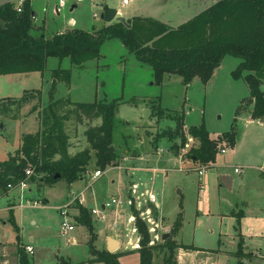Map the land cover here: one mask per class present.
<instances>
[{
  "label": "rangeland",
  "instance_id": "374dc122",
  "mask_svg": "<svg viewBox=\"0 0 264 264\" xmlns=\"http://www.w3.org/2000/svg\"><path fill=\"white\" fill-rule=\"evenodd\" d=\"M158 2L131 0L129 4L122 5L121 0H95L94 3L84 0L72 10L66 7L57 15H53L50 4L45 6L42 0H38L34 4L36 21L33 24L36 27L41 26L42 33L47 36L59 29L71 27L67 20L72 18L75 21L72 28L90 31L109 24L99 17L101 11L99 4H107L116 8L123 16H128L153 12L155 5H161ZM93 13L96 17L92 16ZM238 63V58L226 55L205 83L194 78L189 84L184 85L182 78L174 74H165L157 83L148 64L138 61L119 39L111 38L101 45L99 58L82 65L71 64L67 57L61 59L47 57L42 73L34 71L20 77L0 75V97L20 96L25 90H38L39 107L42 106V102L47 101L50 72L55 68L70 70L69 84L61 81L55 83L57 97H68L74 102L137 98L135 104L128 102L118 104L114 115L111 145L116 159L113 165L107 166L104 170L100 169L102 175L99 178L96 180L90 178V173L97 169L94 157L88 170L83 173L84 178L72 182L71 190L60 182L54 188H37L36 185L42 183L39 179L41 174L33 171V179L28 184L26 197L30 203L35 201L38 205H23L21 210H14L20 238L16 241L15 235L13 236L15 230L11 225L10 230L13 232L9 243H5L9 245L6 247L11 249L8 254L0 255V259L5 260L4 264H15L16 245L22 247L26 243H30L33 248L30 254L32 259L30 257L29 259H37V264H52L60 257H65L74 264H104L88 261L90 232L86 226L75 224L77 207L69 205L71 201H68L83 193L84 204L101 209V204L111 195L118 192L124 194L128 177L126 173H120L112 167L119 165L123 151L130 156L129 153L133 150L143 158L141 163L144 165L156 166L167 171L162 181V189L165 191V203L173 207L171 219L173 212L176 211L178 196L180 193L183 195L185 210L183 234L177 236V232L173 238L177 241L181 239L191 241L203 252L200 259L206 257L213 260L214 264H235L237 258L233 252H229V255L226 250H236L240 239L243 247H263L264 121L260 123L245 117L251 108V104L246 100L249 94L248 86L243 78H234L231 75ZM261 89L264 90V84ZM7 98H0V109L2 104H7ZM156 99L164 112L163 118L158 122L151 116L150 109V100ZM35 101L33 99L22 105L14 118L0 114V160L5 159L7 154L18 146L22 133L35 131L36 113L30 110ZM176 115H183L184 131L190 125L203 122L209 137L213 138L233 126L237 134L236 142L232 148L227 146L229 149L225 153H217L214 166H203L206 171L199 175L197 170L202 165H195L199 166L195 169L192 161L185 157V153L191 147L198 145L195 139L187 134V142L177 153L172 150L171 145L173 143L179 145V138L173 141L160 138L156 143L153 142L158 132L175 126L173 117ZM99 122L95 120L91 124ZM85 129L86 126L74 120L66 122L65 130L69 135L70 153L73 154L88 146L84 136ZM172 152L185 159L176 157ZM126 165H131V162ZM234 167L241 168L242 171L236 173L233 171ZM199 183L204 185L200 196ZM2 195L8 196L9 193L0 194ZM42 198L48 200L47 204L43 203ZM154 201H148L147 208L149 216L152 211L150 221L161 220L160 228H156V232L159 233L158 239L152 236V240L159 242L162 240L161 235L169 234L176 218L170 221V217L164 216L162 208L154 204ZM238 209H247L239 220L236 213ZM88 210L90 212V209ZM61 212H66L67 221L74 225V229L66 234L59 232ZM111 212L108 210L102 223L93 227L95 238L92 245L100 251L104 246L106 234L113 235L110 230L113 226ZM90 215L92 220L93 215L91 213ZM150 221L144 220L147 228L153 226ZM135 231L134 236H137L139 242L136 228ZM151 233L149 232L150 236ZM213 251H216V254ZM155 253L153 264H163V254ZM71 262L69 263L72 264ZM118 263L139 264V254L137 251L123 253L119 256ZM55 264L60 262L56 261Z\"/></svg>",
  "mask_w": 264,
  "mask_h": 264
},
{
  "label": "trees",
  "instance_id": "16d2710c",
  "mask_svg": "<svg viewBox=\"0 0 264 264\" xmlns=\"http://www.w3.org/2000/svg\"><path fill=\"white\" fill-rule=\"evenodd\" d=\"M31 8L24 4L21 12L16 13L10 5L0 6V75L12 73H42L47 57L69 58L73 65L100 57L101 45L111 38H117L132 52L136 59L148 64L155 81L159 83L165 74L182 78L184 85L194 78L207 82L213 70L220 65L226 55L239 59L231 72L234 78H243L248 86L246 100L251 104L249 115L252 119L264 121V0H214L205 10L199 12L175 28L151 18L133 16L125 22L114 21L98 29H70L50 35L42 33V27L34 26L30 19ZM51 81L47 90V101L39 107L38 90H25L18 97L7 98L2 104L0 114L14 118L22 105L35 99L30 110L36 112L38 129L22 133L20 143L6 158L0 160V194L6 193V184L23 177V168L29 166L34 173H40V181L51 185L57 181L72 183L88 170L95 158V167L104 170L113 165L116 159L112 145L114 115L118 104H135L136 97L128 100L74 102L68 97H54L55 83L69 84L70 70L55 68L50 72ZM241 105V104H240ZM151 116L158 122L164 112L158 100H150ZM239 107L237 108V112ZM175 126L158 132L153 142L160 138L173 141L171 148L177 153L187 142V134L198 142L191 147L185 157L202 166L215 163L219 144L224 140L229 148L236 142V132L230 130L210 138L203 122L190 125L184 131L183 115L173 117ZM74 120L86 126L84 136L87 147L69 152V135L65 130L66 122ZM99 120L98 124H91ZM33 179V175L29 180ZM181 206V204H180ZM76 222L84 225L90 232V262L119 264L120 253L97 250L92 241L95 238L89 210L77 203ZM134 226L139 235V264H153L155 252L163 254V264H177L178 248L199 250L194 245L178 243L173 236L181 227L182 213L179 212L172 228L165 238L157 244H150V235L139 212L131 207ZM243 216L240 211L237 220ZM11 221V220H10ZM17 233V227L10 222ZM16 241L19 237L15 235ZM241 239L233 252L235 264H243L245 253ZM16 264H34L21 245H16ZM60 264H70L61 261Z\"/></svg>",
  "mask_w": 264,
  "mask_h": 264
},
{
  "label": "crops",
  "instance_id": "0c3cea01",
  "mask_svg": "<svg viewBox=\"0 0 264 264\" xmlns=\"http://www.w3.org/2000/svg\"><path fill=\"white\" fill-rule=\"evenodd\" d=\"M36 1H38V0H35L33 2V8H34V4ZM130 1L131 0H129L128 4L130 3ZM156 1H159L158 4L161 3V5H155V10L153 12H150V13H145V15L130 14L128 16H123V14H121V12L119 13L118 10H117V12H118V15H120V16L122 15V17L125 19L131 18L133 16L151 17V18H154V19H157V20L163 22L164 24H166L169 27L175 28L178 25L186 22L187 20H189L190 18H192L193 16H195L199 12L205 10L214 2V0H156ZM125 5H127V4H125ZM67 21H68V24L71 25V27L65 28V29H59L56 32H62L65 30L74 29V28H72V26L75 24L74 19L70 18ZM33 72L4 74V76L20 77L22 75L24 76V75H27V74H30ZM4 97L10 98L12 96H2L0 98H4ZM13 97H18V96H13ZM54 97H57L55 95V93H54ZM44 104L45 103H43V102L41 103V105H44ZM245 117L247 119H250V120H255V119H252L250 117L249 113ZM243 118H244V116H243ZM256 121H259V120H256ZM262 122L263 121H260V123H262ZM35 123H36V129H35V131H36L38 129L37 120H35ZM210 138H213V137H210ZM19 139H20V137H19ZM19 143H20V141H19ZM18 146H19V144H18ZM155 149H156V147H155ZM159 150H160V152L162 151L161 149H159ZM134 151L135 150H133L132 153H129L130 156L127 154L126 151H123L124 153L120 156L119 165H116L117 167H112V168H115L116 170H118L120 173H126V175L128 177V184L125 187V193L120 194L118 192V194L110 196V197L119 198L121 200V204L114 206L112 208H109V209H104V211L102 212L103 218H96L95 216H92L93 227H95L98 223H102L101 221L106 218L108 210L112 211L110 215L113 216V219H112L113 226L110 228V230L113 232V235L106 234V240L104 241V246H103L102 250L108 251L107 239H108V237H112V238L117 240L118 246L115 250H113L111 252H117V253H120V255H122L123 253H128V252H136L137 248L139 247L138 246L139 244L137 241V236H134V233L136 232L135 228H134L135 227L134 226V216L132 214L131 207L127 206L125 203V200L127 197L132 198V200L134 202V206L138 211L145 210V211H148V213H149V209L147 208V203H148L147 192H148V193L152 194L154 199H155V201L153 203L156 205H159L162 208V212H164V216L166 215V216L170 217L172 214V210H173V207H170V206H168L167 203H165V200H164V192L165 191L162 189V181H163L164 175L167 171L162 169V168L156 167V166L144 165L143 163H141L143 158L140 157V155H138L136 151H135V153H133ZM172 153L176 157L179 156V154H175L174 152H172ZM124 157H125V159H124ZM179 157H181V156H179ZM181 159L184 160L185 158L181 157ZM130 162H131V165H126V164H129ZM192 163H193V165L192 164L191 165L195 169H197L200 166L199 164L194 163L193 161H192ZM214 164L215 163L211 164L210 167L214 166ZM195 165H199V166L196 167ZM82 176L79 178L80 180H82L84 178ZM59 182L62 185H65L67 188H70V185L72 184V183L69 184V183H66L63 181H57L51 185H45V184L41 183V184H38V186L36 185V187L37 188L38 187L54 188V186L59 184ZM111 182L113 183L114 179L111 180ZM135 183L137 184V188H136V192L133 194L131 192V187ZM71 189L72 188H70V190ZM84 190H86V188ZM84 190H83V192H84ZM69 193H71V191H69ZM200 193L202 194L203 192H199V188H198V195L199 196H200ZM82 194L83 193H80L79 196L73 200L69 199L68 202L71 201V203L69 205L76 207L77 204L75 205L73 203L78 202V203H81L83 206H85L88 209L96 208V207H91V206L84 204V199H83ZM9 196L10 195L0 196V234H1L0 235V255L8 254L9 249H11V247L10 248L6 247L9 245H5V243L6 244L9 243V238L11 236V232H13L10 230V227H11L10 222H13V224L18 229L17 233L14 231L15 234L13 233V236L17 234V236L20 238L19 227L17 226V223H16V219H17L16 212L14 214V210L15 209L21 210L23 207L18 208L16 206H13V202L11 201L12 198H10ZM124 197H126V198H124ZM183 199H184L183 195L180 193V195L178 196L176 211H175V213L173 212V214H174L173 219H171V217L169 218L170 221H172L176 218V216L179 212L182 213L181 227L177 233V236L178 235L180 236L181 234H183L182 229H183L184 221H185V210H184ZM42 201L45 204H47V202H48V200L46 198H42ZM102 204H101V207H102ZM180 204H181V206H180ZM197 204H198V202H197ZM34 205L37 206L38 203L35 202ZM140 206H142L141 207L142 209L139 208ZM240 211L243 212V216H244L247 209H245V210L244 209H241V210L238 209V211L236 213L238 214ZM232 212H235V211H232ZM60 215H61V213H60ZM66 215H67V213H66ZM77 215H78V209H77V212L74 216L75 224H77V222L75 220ZM150 215L152 216V211H151ZM154 221L157 224L156 228L157 229L160 228L161 220H158L159 222H157L156 220H154ZM70 224H72V223H70ZM73 229H74V225H73ZM157 229H156V231H157ZM72 230H70V231H72ZM68 232H66V233H68ZM66 233H63V234H66ZM157 234H159V233H157ZM152 236H153V234L151 233V236H150L151 239H152ZM29 240H31V238H29ZM70 241L73 242L72 240H70ZM157 241L153 240V244H157L160 242V241L159 242H157ZM177 242L183 243V244H188V245L189 244L194 245L191 241H184L183 239L178 240ZM24 245L31 246L30 243L23 244V246ZM257 248H262V247L244 246V252L245 253H251L252 251H254ZM31 249L33 251L32 246H31ZM32 251H31V253H26L28 257H30V254H32ZM177 251H176V253H177L176 254L177 264H214L213 260L207 259L206 257L200 259L201 258L200 256L203 254L202 251L189 250V249H183V248H178ZM234 251L235 250H226V252L229 255L231 252H234ZM213 253L216 254V251H213ZM209 255L211 256V254H209ZM204 256H207V255H204ZM30 258L32 259V256ZM60 258H62V260L69 261L65 257H60ZM91 258H92V256L90 254L88 261ZM247 258L248 257L244 258V260H243L244 264L246 263L245 259H247ZM56 261L61 262L60 260H56ZM37 262H38L37 259L33 260L34 264H37ZM55 262L52 264H55ZM69 262H71V261H69ZM4 263H5V260L0 259V264H4ZM15 264H16V262H15ZM72 264H74V263H72ZM246 264H251V263H246Z\"/></svg>",
  "mask_w": 264,
  "mask_h": 264
},
{
  "label": "built area",
  "instance_id": "2783aa9c",
  "mask_svg": "<svg viewBox=\"0 0 264 264\" xmlns=\"http://www.w3.org/2000/svg\"><path fill=\"white\" fill-rule=\"evenodd\" d=\"M34 1L35 0H0V6L5 5V4L10 5L11 9L14 12L19 13V12H21L23 5L27 4V5H29V7L32 10L31 15H30V19L32 22H35L36 21V13H35V10L33 8V2ZM42 1H43V4L45 6L48 3L50 4V9H51V12L53 15H57L59 13V11L63 8H66V7L71 8L73 5L77 6L78 4L84 2V0H42ZM89 1L92 3L95 2V0H89ZM128 2H129V0H121V3L123 5L128 4ZM92 16L96 17V14L93 13ZM228 149L229 148L227 147L226 142L222 141L219 144L218 153H221V154L225 153ZM124 159H125V157H124ZM204 171H205V168L203 166L198 168V170H197L199 175L203 174ZM233 171L236 173H240L242 171V169L238 168V167H234ZM32 175H33L32 168L29 166H26L25 168H23V177L16 180L15 182L6 184V192H8L10 195L9 197L12 198L11 201L13 202L14 206L21 208V207H23V205L33 206L35 204V202L30 203L26 197V190L28 188V184L30 183L29 178ZM101 175H102V171L97 168V169H94L90 173V178L92 180H96ZM198 187H199V192H202L204 185L202 183H199ZM136 188H137V184L135 183L131 187V192L133 194L136 192ZM147 201H149V202L154 201L153 195L148 193V192H147ZM125 203L129 207L135 208L134 202H133L131 197H127L125 200ZM119 204H121V200L119 198L110 197L108 200L103 202L101 209L91 208L90 213L93 216H95L96 218H103L102 212L104 211V209H109V208H112V207L117 206ZM141 207L142 206H140L139 208L142 209ZM138 212H139V216L142 220L144 219L147 222L150 221L151 217L148 215V211L140 210ZM150 223H152L153 226L148 227V231L152 232L155 239H158V235L156 233L157 224L155 221H150ZM72 229H73V225L70 224L66 219V212H61V220L59 223L60 233L63 234V233H66ZM150 244H153L152 239L150 241ZM22 248L26 253H31V251H32L31 246H29V245H24V246H22ZM254 262H256L257 264H264V246L262 248H257L254 251H252L250 253V257L246 259V263L254 264Z\"/></svg>",
  "mask_w": 264,
  "mask_h": 264
},
{
  "label": "water",
  "instance_id": "95a60500",
  "mask_svg": "<svg viewBox=\"0 0 264 264\" xmlns=\"http://www.w3.org/2000/svg\"><path fill=\"white\" fill-rule=\"evenodd\" d=\"M75 7V5H73L70 10H72ZM100 7V15L99 17L105 21L106 23H111L112 21H122L125 22V18H123L122 16L118 15L117 9L116 8H112L109 7L107 4H99ZM1 128V126H0ZM113 150V146H110V151ZM135 153V151L133 152ZM168 234H163L162 238H165ZM118 243L117 240L112 238V237H108L107 239V249L108 251H113L117 248ZM60 261H62V258H59Z\"/></svg>",
  "mask_w": 264,
  "mask_h": 264
}]
</instances>
